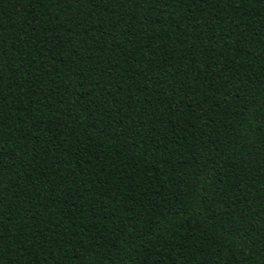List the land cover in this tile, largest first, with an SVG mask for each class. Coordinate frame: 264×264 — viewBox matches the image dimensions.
<instances>
[{
	"label": "trees",
	"instance_id": "trees-1",
	"mask_svg": "<svg viewBox=\"0 0 264 264\" xmlns=\"http://www.w3.org/2000/svg\"><path fill=\"white\" fill-rule=\"evenodd\" d=\"M0 264H264V0H0Z\"/></svg>",
	"mask_w": 264,
	"mask_h": 264
}]
</instances>
